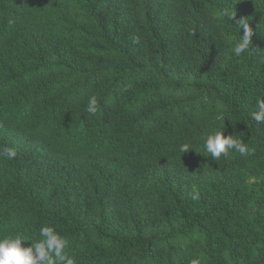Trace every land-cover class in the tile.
Here are the masks:
<instances>
[{
    "label": "trees",
    "instance_id": "16d2710c",
    "mask_svg": "<svg viewBox=\"0 0 264 264\" xmlns=\"http://www.w3.org/2000/svg\"><path fill=\"white\" fill-rule=\"evenodd\" d=\"M226 10L264 48V0H0V241L53 226L76 264H264V62L234 55ZM218 132L255 154L215 160Z\"/></svg>",
    "mask_w": 264,
    "mask_h": 264
},
{
    "label": "clouds",
    "instance_id": "9594fccd",
    "mask_svg": "<svg viewBox=\"0 0 264 264\" xmlns=\"http://www.w3.org/2000/svg\"><path fill=\"white\" fill-rule=\"evenodd\" d=\"M225 15L229 19L235 21L243 29V35L240 36L237 43L233 48L234 55L237 57L242 56L250 49L260 53L261 61L264 62V48H253L254 29L249 23L247 17L236 20V13L225 11ZM134 44L140 43V37L134 36L131 38ZM131 88V85L125 86V91ZM100 106L98 98L93 95L90 97L87 112L89 116H94ZM257 111L252 113V119L257 123H264V99L257 100ZM4 124L0 121V128ZM191 145L183 144L180 151L184 154L189 152ZM207 152L211 157L219 161L222 156L227 157L229 152L234 150L242 156H251L255 154L254 148H249L243 140L236 138L234 135H225L224 132H218L210 135L206 141ZM18 155L15 148L5 146L0 149V156L7 160H13ZM192 196L193 200H199L200 194L194 189ZM42 239L33 242L30 246L25 247L23 237L17 236L6 237L0 241V264H76L74 257L66 253V248L69 246L67 238L60 235L53 226H44L40 230ZM192 264H198L193 261Z\"/></svg>",
    "mask_w": 264,
    "mask_h": 264
}]
</instances>
